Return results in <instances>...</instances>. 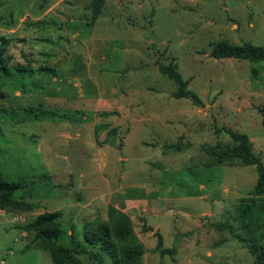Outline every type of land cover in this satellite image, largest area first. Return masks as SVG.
<instances>
[{"label": "rangeland", "instance_id": "374dc122", "mask_svg": "<svg viewBox=\"0 0 264 264\" xmlns=\"http://www.w3.org/2000/svg\"><path fill=\"white\" fill-rule=\"evenodd\" d=\"M88 1L1 0L9 73L0 80V173L33 209H0V264H53L24 228L42 212L61 213L69 244L71 231L81 240L84 223L106 221L109 204L154 191L167 195L150 199L156 212L130 211L141 264H252L241 239L264 244V194L249 193L256 168L211 165L209 149L232 143L230 128L264 166V62L214 58L210 47L264 45V0H106L95 20ZM170 62L194 98L173 96L158 68ZM26 63L32 73L17 70ZM198 184L205 198L183 196ZM245 205L249 229L238 218ZM143 216L173 253L156 250ZM182 218L201 221L182 230Z\"/></svg>", "mask_w": 264, "mask_h": 264}, {"label": "trees", "instance_id": "16d2710c", "mask_svg": "<svg viewBox=\"0 0 264 264\" xmlns=\"http://www.w3.org/2000/svg\"><path fill=\"white\" fill-rule=\"evenodd\" d=\"M106 0H89L87 8L91 20H95L102 12ZM1 3V0H0ZM8 39L0 36V80L9 73L8 57L5 55V46ZM210 55L214 58H236L248 62H264V45H255L249 42L239 44L222 40L212 43ZM17 70L32 73L29 64H18ZM159 71L169 78L175 85L173 96L176 98H194V93L187 89L185 80L177 65L173 62L160 63ZM0 95L4 92L0 90ZM258 112L261 124L264 126V105L259 106ZM97 130V127H96ZM97 132V131H96ZM113 132V129L110 130ZM232 143L210 147L211 165H220L237 159L241 164L254 165L257 172V182L249 192L253 196L264 194V166L258 156L252 151V143L245 133L226 129ZM21 188L19 182L8 181L0 173V209L32 210L33 205L14 194ZM251 209L248 205L240 206L238 218L241 226L248 228L251 225ZM106 221L93 225L84 223L82 226V239H77L73 231L67 237L69 244H62L64 231L60 228L62 215L59 211H47L38 214L32 221L26 223L24 228L34 232V238L42 243L48 251L53 264H84L80 254H86L97 264H141L144 245L135 233L130 216L122 210L109 204L106 209ZM150 230V227H146ZM155 248L160 254H171L174 248L163 246L162 236L155 231ZM243 246L253 257L252 264H264V244L253 236L241 239Z\"/></svg>", "mask_w": 264, "mask_h": 264}, {"label": "crops", "instance_id": "0c3cea01", "mask_svg": "<svg viewBox=\"0 0 264 264\" xmlns=\"http://www.w3.org/2000/svg\"><path fill=\"white\" fill-rule=\"evenodd\" d=\"M209 162L211 161V155L209 154ZM127 158L125 157L124 159H121L120 161H125ZM197 190H198V194L196 193H189V194H184L183 196H194V197H199V198H205L206 195L202 193V189L204 187V184H198L197 185ZM156 193V194H155ZM147 195V193H146ZM152 197H155L156 199H163L165 196H167L166 194H163V195H159L158 192L154 191V193L151 195ZM151 197V198H152ZM151 198H144V200H141V201H138L136 199H134L133 197H128V199H125L124 202H121L118 206L117 205H114L116 207H121L123 211H125L129 216H130V211L134 209V207L136 208H140L144 213L146 212H149L150 213H154L156 212V209L153 207L152 208V203H150V199ZM135 201H138L137 203ZM154 203V202H153ZM212 209H209V210H203L199 213V216H206V217H211V214H212ZM143 215V214H142ZM152 215V214H150ZM131 218V216H130ZM144 218V216H143ZM145 220V218H144ZM132 221V219H131ZM200 221L201 219L200 218H197V219H186V218H182V220L180 221L182 224H180V226L182 225V230H184L185 228H187L188 226L190 225H195V226H198L200 224ZM146 222V227H150V232H153V231H158L159 232V224H156V225H153L149 222ZM162 236V235H161ZM162 240L164 241V237L162 236Z\"/></svg>", "mask_w": 264, "mask_h": 264}]
</instances>
